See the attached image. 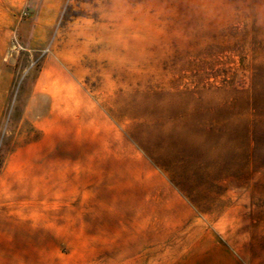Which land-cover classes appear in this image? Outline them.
Listing matches in <instances>:
<instances>
[{"label":"rangeland","instance_id":"obj_1","mask_svg":"<svg viewBox=\"0 0 264 264\" xmlns=\"http://www.w3.org/2000/svg\"><path fill=\"white\" fill-rule=\"evenodd\" d=\"M0 264H264V0H0Z\"/></svg>","mask_w":264,"mask_h":264}]
</instances>
